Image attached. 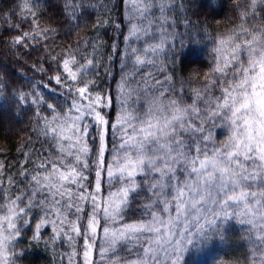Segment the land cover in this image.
<instances>
[{"label": "snow or ice", "instance_id": "snow-or-ice-1", "mask_svg": "<svg viewBox=\"0 0 264 264\" xmlns=\"http://www.w3.org/2000/svg\"><path fill=\"white\" fill-rule=\"evenodd\" d=\"M0 57V264H264V0H8Z\"/></svg>", "mask_w": 264, "mask_h": 264}, {"label": "trees", "instance_id": "trees-1", "mask_svg": "<svg viewBox=\"0 0 264 264\" xmlns=\"http://www.w3.org/2000/svg\"><path fill=\"white\" fill-rule=\"evenodd\" d=\"M8 2V0H2V3H0V6H2V4H6ZM0 59H2V57H0ZM22 127V125L20 126ZM237 255H240V252L238 251L236 253ZM36 256V264H51L52 262V256L51 254H48L47 256H45L44 253H37L34 254ZM59 259V256H57V260Z\"/></svg>", "mask_w": 264, "mask_h": 264}]
</instances>
